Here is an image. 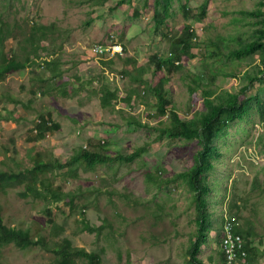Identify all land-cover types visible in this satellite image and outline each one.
Instances as JSON below:
<instances>
[{"label": "rangeland", "instance_id": "1", "mask_svg": "<svg viewBox=\"0 0 264 264\" xmlns=\"http://www.w3.org/2000/svg\"><path fill=\"white\" fill-rule=\"evenodd\" d=\"M6 1L14 7L8 11L11 22L26 19L59 28L61 45L48 47L41 56L59 57L64 73L81 83L74 84L75 93L63 96L46 79L40 59L0 82V112L12 116L0 121V169H17V160L30 166L35 152L65 160L90 141L108 142L114 156L139 148L141 152L125 164L80 170L77 179L56 178V184L75 194L76 206L71 210L64 203H51L53 224L44 201L22 199L18 188L8 189L0 194L4 222L29 229L35 237L42 235L50 246L68 238L73 246L95 253L99 264H189L188 249L196 233L192 193L182 181L158 188L146 179L145 170L158 173L160 180L171 179L187 169L199 145L161 134L160 126L169 119L155 115V94L135 77L150 78L153 56L165 60L173 55L175 39L189 25L196 34L191 49L195 56L183 55L175 61L180 67L164 66L157 75H163L172 101L168 108L185 118L204 109L201 91L192 97L188 91L191 73L215 89L212 97L239 94L253 82L240 94L250 99L245 113L230 121L213 143L211 168L204 174L209 233L199 256L204 264H221V226L229 218L252 234L251 246L258 251L252 252L255 259L250 264H264V57L262 49L249 55L233 53L247 41L264 38V0H105L97 5L88 0ZM110 41L121 45L122 54L105 65L100 59H111L94 53V47ZM16 48L17 40L9 39L6 51ZM101 85L119 94L111 107L99 105L95 92ZM128 93L133 100L125 103L122 97ZM39 115L59 129L35 141ZM84 203L87 206L81 210ZM80 211L92 226L100 227L106 220L111 226L99 234L81 231ZM53 260L54 254L40 245L28 250L9 245L1 250L4 264H53Z\"/></svg>", "mask_w": 264, "mask_h": 264}, {"label": "trees", "instance_id": "2", "mask_svg": "<svg viewBox=\"0 0 264 264\" xmlns=\"http://www.w3.org/2000/svg\"><path fill=\"white\" fill-rule=\"evenodd\" d=\"M92 5L100 4L105 0H88ZM168 1V0H167ZM167 1L163 5L167 6ZM83 3V0H79ZM14 8L10 1L0 0V82L4 81L10 74L19 72L32 67L38 59V65L48 73L47 80L54 83L59 92L63 96L75 93L76 88L74 84L81 83L76 76H67L61 68V60L59 57H51L49 59L43 58L42 53L47 54L48 47L58 48L61 45V32L54 23H40L31 20H23L11 22L9 20L8 11ZM262 36L264 31L261 32ZM196 36L195 32L191 30L189 25L183 28L180 37L175 39L172 47L173 55H169L167 59L161 56L154 55V70L150 78H141L139 75L135 77L155 94L156 102L154 103L155 115L159 117L167 116L169 122L164 126H160L161 134L167 133L170 138L183 137L188 142H196L199 145V150L195 152L189 159L187 169L181 173L174 175L171 179L160 180L158 173H153L152 170H145V177L152 181L158 188L170 182L182 181L186 184L187 189L192 193V200L195 206V222L196 230L193 235V241L188 249L189 264H204L199 256V251L207 239L209 233L208 217L209 214L206 209L205 195L207 193V177L204 176L206 171L211 168L210 155L213 149V143L220 132L228 125L230 121H235L241 117L247 107L250 99L248 97L240 98V94H245L247 89L253 85L252 79L250 85L240 90L239 94H230L228 98L220 95L212 97L215 89L204 82L203 77L196 73H191V81L187 82L190 96H195L198 91H201L204 100V109L197 112L191 118L180 116L178 111L172 107L168 108L172 101L168 97L167 91L164 89L163 75L158 74L163 72V67L166 66L168 70L171 68L180 67V63H176L183 55L194 57L191 49L193 47V39ZM17 40V48L11 52L6 51L7 42L9 39ZM264 38L252 39L247 41L242 48L233 51L236 55L256 52L262 49V56L264 57ZM102 56V55H100ZM104 57V56H102ZM105 59H111L106 58ZM102 64L109 65L111 60H103ZM108 61V62H106ZM176 61V62H175ZM188 75H190L188 73ZM262 80V78H255ZM91 84V82L86 81ZM264 83V82H263ZM69 86V87H68ZM98 95L99 105L102 108H108L114 102L119 100L117 90L111 89L108 85H101L95 92ZM14 102L20 101L17 98H11ZM125 103H130L133 97L130 93L122 97ZM12 116L8 113L4 115L0 112V121H8ZM135 123L141 124L136 118H132ZM59 129V125L50 121V118H45L39 115L35 124V141L43 139L46 133H50ZM108 142H89L87 147L76 148L71 155L65 160H59L55 157L48 158L42 152H35L32 157V164L30 166L23 164L17 160V169L8 168L0 169V194H6L8 189H17V194L22 199L29 197L35 200L44 201V211L49 217V222L54 223L51 217V203L58 205L64 203L73 210L76 206L74 204V195L66 192L61 184H56V178L60 175L70 179H77L80 176V170L84 172L95 171L99 165H107L112 162L118 164H125L136 158L141 149L127 154V155H112L108 149ZM110 153V154H109ZM87 204L81 205V210L86 208ZM161 208V206L159 207ZM82 215L80 228L81 231H88L90 233L100 231L106 227L111 226L107 222L100 227L92 226L86 218L84 211H80ZM235 218V217H234ZM240 219V216L235 218ZM235 222V220H232ZM236 223V222H235ZM237 224V223H236ZM223 226V223H222ZM221 226V227H222ZM222 229V228H221ZM235 232L239 233L244 240V247L246 249V256L239 258V264H250L255 257L252 252H257V248L251 246L250 237L251 232L245 226H235ZM9 245H14L19 249L28 250L35 246H42V248L54 254L53 264H78V260L82 264H99L96 254L88 252L85 248L73 246L68 238L54 246H50L47 239L40 236H34L29 229L22 227L9 226L4 222L2 215V207L0 204V264L1 250ZM220 262L223 264V256L219 246Z\"/></svg>", "mask_w": 264, "mask_h": 264}, {"label": "built area", "instance_id": "3", "mask_svg": "<svg viewBox=\"0 0 264 264\" xmlns=\"http://www.w3.org/2000/svg\"><path fill=\"white\" fill-rule=\"evenodd\" d=\"M94 53L111 58L117 54H122V47L118 42L110 41L107 45H96L94 47ZM236 225L229 218H226L223 222L220 240L223 264H238L239 258L245 257L247 254L242 236L235 232Z\"/></svg>", "mask_w": 264, "mask_h": 264}, {"label": "bare ground", "instance_id": "4", "mask_svg": "<svg viewBox=\"0 0 264 264\" xmlns=\"http://www.w3.org/2000/svg\"><path fill=\"white\" fill-rule=\"evenodd\" d=\"M98 55V54H97ZM100 56V55H99ZM103 56V55H102ZM105 57V56H104Z\"/></svg>", "mask_w": 264, "mask_h": 264}]
</instances>
